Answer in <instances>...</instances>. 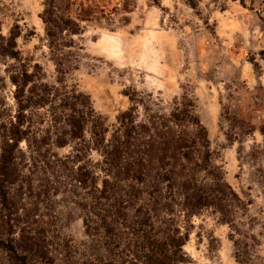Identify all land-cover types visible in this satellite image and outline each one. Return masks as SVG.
<instances>
[{"label": "trees", "instance_id": "trees-1", "mask_svg": "<svg viewBox=\"0 0 264 264\" xmlns=\"http://www.w3.org/2000/svg\"><path fill=\"white\" fill-rule=\"evenodd\" d=\"M196 1L186 0L192 8ZM41 5L55 82H44L40 67L30 69L22 57L19 25L0 32V87L12 88V104L0 95L1 255L9 264L190 263L185 245L193 215L211 209L233 224L250 204L212 163L193 99L182 92L165 109L152 93L125 89L129 106L109 128L65 76L77 68L76 39L86 24H110L114 15L131 13L135 0ZM58 196L78 210L86 242L60 233L52 206Z\"/></svg>", "mask_w": 264, "mask_h": 264}, {"label": "rangeland", "instance_id": "rangeland-1", "mask_svg": "<svg viewBox=\"0 0 264 264\" xmlns=\"http://www.w3.org/2000/svg\"><path fill=\"white\" fill-rule=\"evenodd\" d=\"M196 3L192 8L186 0H135L131 13L114 15L110 24H86L76 39L82 47L77 68L65 82L90 97L109 128L129 106L125 89L152 93L165 109L189 93L207 130L212 163L250 204L233 224L211 209L193 215L188 264H264V0ZM41 9V0H0V32L7 35L19 25L22 57L53 83ZM11 89L8 83L0 87L10 104ZM52 206L60 233L75 244L86 242L78 210L62 196ZM0 264H9L1 251Z\"/></svg>", "mask_w": 264, "mask_h": 264}]
</instances>
